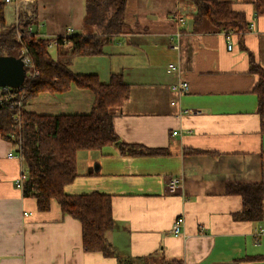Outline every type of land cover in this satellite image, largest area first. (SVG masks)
Segmentation results:
<instances>
[{
    "label": "crops",
    "instance_id": "obj_1",
    "mask_svg": "<svg viewBox=\"0 0 264 264\" xmlns=\"http://www.w3.org/2000/svg\"><path fill=\"white\" fill-rule=\"evenodd\" d=\"M85 1L18 0L6 5L13 16L8 26L5 8L6 26L35 11L32 31L41 38L83 34ZM217 1L230 3L254 29L227 36L207 20L195 27V7L185 0H129L126 28L102 55L70 59L71 45L49 47L50 57L75 74L96 75L103 84L121 75L130 94L110 110L118 139L167 154L124 157L118 145L77 153V177L64 194L111 198L114 227L105 237L115 256L104 257L83 251L80 223L56 202L41 213L23 197L14 185L23 163L7 157L16 148L0 137V264H264V223L234 220L241 200L226 194L229 185L264 187L258 76L248 59L250 53L264 69V17L255 14L256 0ZM181 82L188 91H172ZM93 103L91 91L72 85L24 108L40 116L87 115ZM173 177L181 182L170 192Z\"/></svg>",
    "mask_w": 264,
    "mask_h": 264
},
{
    "label": "trees",
    "instance_id": "obj_2",
    "mask_svg": "<svg viewBox=\"0 0 264 264\" xmlns=\"http://www.w3.org/2000/svg\"><path fill=\"white\" fill-rule=\"evenodd\" d=\"M128 1H85L83 34L55 39L41 38L32 31L35 11L18 13L16 24L8 28L5 21L6 4L0 2V57L21 59L25 52L38 75L31 79L26 76L16 89L5 88L4 97L14 96H9V102L0 107V137L18 146L16 152L22 156V172L25 173L22 195L33 198L41 213L48 212L52 202H56L63 216L80 223L83 251L100 253L104 257L115 256L105 237L114 227L111 198L98 193L79 196L64 194V188L77 177V153L113 145H118L119 153L124 157L164 156L167 151L126 144L118 139L110 110L121 107L130 94V86L124 83L121 75H112L109 82L103 84L96 75L73 73L65 61L53 60L48 49L50 43L54 42L58 47L71 45L70 59L102 55L105 46L126 28L124 15ZM185 1L195 7V27L207 20L218 32L226 35L231 31L243 34L247 30L244 14L235 12L230 3L217 0ZM254 9L256 16L264 17V0H256ZM248 59L250 72L258 76L253 93L257 97L256 113L260 129L264 132V69L255 63L250 53ZM72 85L94 94L89 114L40 116L25 110L26 104L38 95L65 93ZM18 104L20 108H17ZM226 194L239 196L241 200L242 209L233 216L234 220L264 223L262 184L229 185Z\"/></svg>",
    "mask_w": 264,
    "mask_h": 264
},
{
    "label": "built area",
    "instance_id": "obj_3",
    "mask_svg": "<svg viewBox=\"0 0 264 264\" xmlns=\"http://www.w3.org/2000/svg\"><path fill=\"white\" fill-rule=\"evenodd\" d=\"M5 4H12V3H17L18 0H2ZM254 29V23L253 22H250L249 25H248V30L249 31H252ZM71 30H69V33L68 35H71ZM228 36V35H227ZM54 42L50 43V46L53 45ZM54 45H56L54 43ZM231 47H232V44L230 42H228V49L231 50ZM21 60L23 62V67L25 69V77L27 76L28 78H36L38 75L37 73L33 70L34 68V65L32 63V61L26 57L25 55V52H23L22 56H21ZM169 69L171 70H175L174 66L173 65H169ZM4 90H6L5 88H0V107L5 105L6 103H8L9 101V96H14V95H5V97L2 95ZM172 91L174 92H181V93H184V92H187L188 91V85L184 82H181V83H176L172 86ZM10 98H13V97H10ZM20 108V104H18L17 108ZM185 114H192L191 111H184ZM177 133H173V135H176ZM16 149H18L17 147L18 146H15ZM8 158L9 159H14V160H17L19 162L22 161V156L19 152H14V153H9L8 154ZM25 173L21 172L20 176L15 180V183L14 185L16 186L17 189H22V185H23V181L25 180ZM180 179L177 178V177H173L169 180L168 182V186H167V189L170 191V192H173L175 191L176 188L179 187L180 185ZM182 223H183V219L182 218H178L174 221V224L171 228V231L170 233L172 235H180L181 234V228H182ZM258 235H264V228H260L259 231H258Z\"/></svg>",
    "mask_w": 264,
    "mask_h": 264
},
{
    "label": "water",
    "instance_id": "obj_4",
    "mask_svg": "<svg viewBox=\"0 0 264 264\" xmlns=\"http://www.w3.org/2000/svg\"><path fill=\"white\" fill-rule=\"evenodd\" d=\"M25 79V70L21 59L0 57V88L16 89Z\"/></svg>",
    "mask_w": 264,
    "mask_h": 264
},
{
    "label": "rangeland",
    "instance_id": "obj_5",
    "mask_svg": "<svg viewBox=\"0 0 264 264\" xmlns=\"http://www.w3.org/2000/svg\"><path fill=\"white\" fill-rule=\"evenodd\" d=\"M11 6V5H10ZM12 11H11V8L9 7V6H7V8H6V13H7V16H6V20H7V25L9 26V24L11 23V17H13L12 15H10V13H11ZM16 16H15V19H14V21L13 22H15V24H16ZM56 44V43H55ZM53 45H54V43H53ZM50 46V45H49ZM51 48V47H50ZM52 51V49H50V51L49 52H51ZM53 53V52H52ZM100 64H98V66H99ZM96 67H97V65H96ZM101 77L102 78H104V75H101ZM108 82H109V80H108ZM107 82V83H108ZM103 83V82H102ZM17 151V150H16ZM7 157H8V155H7Z\"/></svg>",
    "mask_w": 264,
    "mask_h": 264
},
{
    "label": "bare ground",
    "instance_id": "obj_6",
    "mask_svg": "<svg viewBox=\"0 0 264 264\" xmlns=\"http://www.w3.org/2000/svg\"><path fill=\"white\" fill-rule=\"evenodd\" d=\"M0 2H1V3H4L2 0H0ZM4 4H5V3H4ZM6 5H8V4H6Z\"/></svg>",
    "mask_w": 264,
    "mask_h": 264
}]
</instances>
